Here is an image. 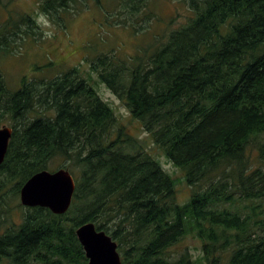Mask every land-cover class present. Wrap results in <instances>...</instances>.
I'll return each mask as SVG.
<instances>
[{
  "label": "trees",
  "instance_id": "1",
  "mask_svg": "<svg viewBox=\"0 0 264 264\" xmlns=\"http://www.w3.org/2000/svg\"><path fill=\"white\" fill-rule=\"evenodd\" d=\"M172 1L186 5L185 23L127 60L102 54L89 68L184 174L189 201L177 203L174 180L79 69L23 79L16 91L0 73V125L12 129L0 165V264H87L75 231L88 222L117 243L122 264H264V0ZM90 2L123 27L154 17L149 0H126V11L102 0L37 5L60 27ZM37 29L10 12L0 52ZM57 160L75 181L69 210L25 208L14 222L22 185ZM187 235L200 242L198 260L167 252Z\"/></svg>",
  "mask_w": 264,
  "mask_h": 264
},
{
  "label": "rangeland",
  "instance_id": "2",
  "mask_svg": "<svg viewBox=\"0 0 264 264\" xmlns=\"http://www.w3.org/2000/svg\"><path fill=\"white\" fill-rule=\"evenodd\" d=\"M37 1L0 0V23L4 22L11 12L13 18L31 16L38 27L34 38L24 37L22 42L19 40L13 43L14 45L9 42V51L0 52V73L8 89L10 91L19 89L23 79L28 82H46L73 68L79 69L87 83L112 108L118 122L125 125L129 134L142 143L147 150L146 153L158 161L162 169L174 180L177 203L188 202L190 188L184 181V174L156 147L143 131L141 123L131 119L122 102L99 82L89 68L90 61L98 55L113 54L119 60H127L153 44L155 40L163 39L169 32L187 21L186 5L172 0H149L146 12H151L154 17H151L149 22L142 23V27H139L140 21L127 22L139 30L134 32L130 25L126 24L123 27L117 23L111 24L92 2L80 13L64 15L62 20L58 21L60 22L58 27L39 12ZM124 1L126 0H102L108 5L109 10H112L111 8L116 10L123 4L120 9L126 11L128 3ZM127 16L132 17L129 14ZM2 126L10 127L8 121L3 122L0 127ZM50 166L49 171H55L63 164L61 160H57ZM16 204L11 213L14 222H18L21 213L26 210L24 207L22 209L18 207L19 198ZM167 252L172 257L187 252L193 260H198L202 255L200 242L193 235L185 236Z\"/></svg>",
  "mask_w": 264,
  "mask_h": 264
},
{
  "label": "water",
  "instance_id": "3",
  "mask_svg": "<svg viewBox=\"0 0 264 264\" xmlns=\"http://www.w3.org/2000/svg\"><path fill=\"white\" fill-rule=\"evenodd\" d=\"M12 136L10 127L0 128V165L3 163ZM75 181L64 168L53 172L42 170L32 175L20 188L19 203L24 208H44L54 215L65 214L73 200ZM87 264H122L117 243L91 222L75 231Z\"/></svg>",
  "mask_w": 264,
  "mask_h": 264
}]
</instances>
